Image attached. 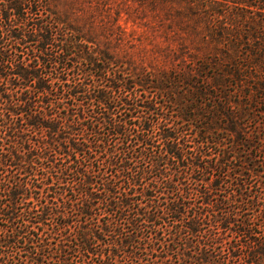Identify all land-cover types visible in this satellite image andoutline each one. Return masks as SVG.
<instances>
[{
  "label": "trees",
  "instance_id": "trees-1",
  "mask_svg": "<svg viewBox=\"0 0 264 264\" xmlns=\"http://www.w3.org/2000/svg\"><path fill=\"white\" fill-rule=\"evenodd\" d=\"M46 1L0 0V264H264V0L176 98Z\"/></svg>",
  "mask_w": 264,
  "mask_h": 264
},
{
  "label": "rangeland",
  "instance_id": "rangeland-1",
  "mask_svg": "<svg viewBox=\"0 0 264 264\" xmlns=\"http://www.w3.org/2000/svg\"><path fill=\"white\" fill-rule=\"evenodd\" d=\"M46 2L55 14L69 23L93 49L104 52L111 63L134 77L152 81L151 86L162 89V95L167 97L169 94L172 98H176L177 93L184 92L189 87L183 81L175 84L170 83L169 79L195 70L206 57L224 53L234 36L244 34L248 27V24H242L236 17L243 4L220 0ZM187 2L197 3L190 13ZM251 4L254 6V3ZM208 6L213 7L214 14L209 30L205 29L204 23L198 19L207 12ZM209 11L212 14V9L209 8ZM261 18H264V15ZM241 52L245 53V50L242 49ZM192 76L193 78L188 77L190 83L199 80L195 71ZM150 91L148 89L146 93H142L151 97L153 93ZM186 99L192 98L188 96ZM166 108L165 112H171L172 104L166 102ZM258 112V121L261 122L264 132V106H261ZM245 128L249 130L248 125ZM228 143L229 140L226 144ZM262 146L264 149V141ZM258 158L264 163V152L259 154ZM249 188L255 196L261 191L254 181H251ZM260 193L264 195V192Z\"/></svg>",
  "mask_w": 264,
  "mask_h": 264
}]
</instances>
